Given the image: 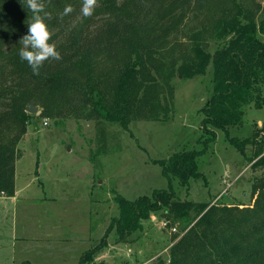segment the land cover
Returning a JSON list of instances; mask_svg holds the SVG:
<instances>
[{"label": "trees", "instance_id": "1", "mask_svg": "<svg viewBox=\"0 0 264 264\" xmlns=\"http://www.w3.org/2000/svg\"><path fill=\"white\" fill-rule=\"evenodd\" d=\"M82 4L83 0H51L48 24L54 29L52 41L61 59L46 61L40 74L34 75L19 57L20 38L31 22L26 0L25 6L21 0H0V195L15 194L17 144L31 116L26 111L30 101L40 104L48 116L63 115L60 106L86 103L89 114L127 128L138 110V95L175 72L173 60L170 72L166 71L165 48L170 36L197 10L212 20L213 39L219 44L211 52L204 31L198 30L193 55L184 56L178 72L198 77L210 68L212 92L200 109L204 134L198 138L205 146L178 150L154 162L170 180L188 185L191 178L201 176L198 157L216 140L217 129L242 149L229 129L244 123L247 105L264 108V39L259 36L264 33V2L98 0L90 17L83 16ZM68 5L74 10L61 20ZM106 60L109 70L99 68ZM259 129L255 126L254 132L264 126ZM249 137L244 141L249 142ZM253 165L263 170L252 185L248 205L180 199L172 187L134 200L117 194L118 216L101 242L83 252L79 264L94 260L112 230L123 239L161 210L186 219L187 225L170 246L168 258L155 264H264V155ZM192 209L197 213L191 219Z\"/></svg>", "mask_w": 264, "mask_h": 264}, {"label": "rangeland", "instance_id": "2", "mask_svg": "<svg viewBox=\"0 0 264 264\" xmlns=\"http://www.w3.org/2000/svg\"><path fill=\"white\" fill-rule=\"evenodd\" d=\"M201 29L207 48L216 50L212 20L193 11L165 48L166 71L173 60L175 72L138 95V110L127 128L89 114L86 103L60 106L59 116H48L40 104L36 112L26 110L31 116L17 144L19 201L0 208V264H79L83 252L101 242L118 216L117 194L134 200L172 187L180 199L251 204L252 185L263 170L253 164L264 155V130L254 132L255 126H264V108L247 105L244 123L229 129L242 149L224 130H216V140L198 157L201 176L188 185L170 180L154 162L178 150L205 146L198 138L204 134L200 109L212 92L210 68L198 77L178 72L184 56L193 55L195 34ZM259 36L264 39V33ZM110 67L108 60L99 65ZM248 136L250 141H244ZM196 213L191 210V219ZM186 225L173 212L152 213L123 239L112 230L87 264H155L168 258Z\"/></svg>", "mask_w": 264, "mask_h": 264}, {"label": "clouds", "instance_id": "3", "mask_svg": "<svg viewBox=\"0 0 264 264\" xmlns=\"http://www.w3.org/2000/svg\"><path fill=\"white\" fill-rule=\"evenodd\" d=\"M25 6V0H21ZM51 0H26V9L31 13V22L28 24V32L20 38L22 47L19 50L21 61H26L31 67L34 75L40 74V69L48 60H60L61 53L57 45L52 41L55 35L54 29L48 24L52 18L48 6ZM98 0H83L81 12L83 16L90 17L93 15ZM71 5L66 6L60 14L62 20L73 12Z\"/></svg>", "mask_w": 264, "mask_h": 264}, {"label": "crops", "instance_id": "4", "mask_svg": "<svg viewBox=\"0 0 264 264\" xmlns=\"http://www.w3.org/2000/svg\"><path fill=\"white\" fill-rule=\"evenodd\" d=\"M260 121H261V119H258L257 122L261 125V122ZM15 182H16V180H15ZM15 199H17L19 201L18 189L16 188V183H15V194L13 196L0 195V208L1 207L2 208L5 207V204H7V203H12ZM13 226L15 228L16 227V224H13ZM22 238H25V237H22ZM14 239H18V237L15 236V235H13V240Z\"/></svg>", "mask_w": 264, "mask_h": 264}, {"label": "water", "instance_id": "5", "mask_svg": "<svg viewBox=\"0 0 264 264\" xmlns=\"http://www.w3.org/2000/svg\"><path fill=\"white\" fill-rule=\"evenodd\" d=\"M37 108H38V106L33 101H30L27 105L26 110L29 112H36Z\"/></svg>", "mask_w": 264, "mask_h": 264}, {"label": "built area", "instance_id": "6", "mask_svg": "<svg viewBox=\"0 0 264 264\" xmlns=\"http://www.w3.org/2000/svg\"><path fill=\"white\" fill-rule=\"evenodd\" d=\"M47 123V122H46Z\"/></svg>", "mask_w": 264, "mask_h": 264}]
</instances>
